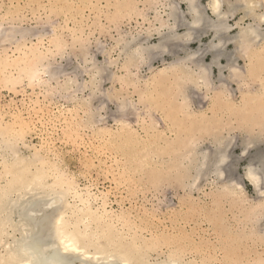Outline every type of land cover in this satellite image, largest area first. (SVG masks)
Here are the masks:
<instances>
[{
	"label": "rangeland",
	"instance_id": "rangeland-1",
	"mask_svg": "<svg viewBox=\"0 0 264 264\" xmlns=\"http://www.w3.org/2000/svg\"><path fill=\"white\" fill-rule=\"evenodd\" d=\"M49 1L51 4H49ZM66 1L68 4L70 3L71 7L67 6ZM71 1L0 0V24L27 29L30 31L29 33H32V31L39 32L45 27L54 26L59 34L58 37L61 39L62 52L64 53L57 54L54 64H60L64 69L66 67L67 72H70L69 69L76 66V62L79 63L84 56V53L80 50V44L85 45L87 51L90 50V52H95L97 46L102 45V48L106 50L105 54L95 53L97 60L92 61L96 63L106 61L108 69L114 74V79L108 80V82L106 80V83L102 84L101 92L99 90L100 93L97 91L95 95L90 93V89H88L84 92H78L77 95L73 93L72 97H68L65 93L58 92L59 88L56 87V84V89L54 87L49 91L40 85L39 87H34L36 85L28 86L26 82L16 84L13 81L15 85L13 82V85L10 83L6 84L9 80L6 79L7 81H5L6 75L3 74L13 72L12 77L17 78L18 74L16 75V72L18 70L3 69L4 73L0 75V119L2 124H8L12 129L13 127H15L14 129L22 127L23 132L25 130V135L23 134L24 137L22 139L32 147L30 151L24 152L26 154L32 153L35 148L41 150L39 153L44 159L48 160V164L51 162L56 164L61 170H65L67 177L74 178L80 189L87 190L92 194L93 200H95L93 202L95 208L101 207V204L105 202L107 209L114 216L120 215L126 220L122 219L123 222L131 223V227L128 224L129 228H126L129 233L132 232V235L140 236L141 240L147 243L156 241L157 245L153 243L156 245V248L152 251L153 254L150 252L151 262L164 258L170 251L176 249L180 251L181 257L184 255L182 259L187 263L196 260L198 263L196 261L195 263L197 264H264V249H262L264 244L260 241L251 240L246 234L260 227V224L256 223V219L254 220L256 227L254 225L251 226L250 221L245 222V216H247L248 212L252 213L251 206L245 211L240 206L241 202L231 201L230 197L219 193L220 190L218 189H222L224 184L221 180L222 184L219 183L216 175H212V177L204 180L205 182L203 181L201 184L199 183L200 187L198 190L190 189L186 184L181 186L173 179L160 178L159 181L154 182L155 178L144 177L145 172L143 174V171L129 169L126 156L120 148L122 141L126 145H135L137 151L143 146L149 147L151 145L152 154L148 164H150L151 169L156 171L163 170L162 168L166 165L165 162L170 157L168 155H157V151L164 150V148H161V141L163 142L165 137L171 138L176 134V128L173 127L174 119L178 118V120L176 119L178 123L185 120V118H181V113V115L178 114L177 116L175 111L169 112L167 110L168 103L164 102L167 101L165 96L164 98L160 97L159 101L156 102L158 91H156L155 84L152 82V73L158 71V69H163L175 57L165 54L163 57L156 58L153 62L146 60L144 63H138V65L127 62V57L123 51L124 48L120 47V42L131 40V36L132 38H139L138 43L144 47H149V45L151 46L150 48L156 47L159 43L157 31L161 28V22L163 23L164 19H168V5L172 0L170 2L169 0ZM207 2L208 0H199L202 6H205ZM181 7L186 11L184 4H181ZM258 12L261 11L258 10ZM159 16L161 17L160 19H158ZM244 16V11L239 9L232 16L233 18H229V24L234 26L229 34L230 37L238 34L237 23L243 26L252 23L250 17ZM179 30L184 31L183 28ZM139 35H141V38ZM75 36L82 37V43ZM46 37L50 39L49 36ZM147 38L148 40H146ZM49 39L44 38L43 48H52L53 45L49 42ZM211 40V34L203 35L200 40L190 44L189 47L192 52H198V55L202 56V61L206 67L211 65L212 57L202 53L207 51L206 48L210 45L209 42ZM19 42H25L27 46L39 45L37 37H27ZM259 47L257 50L264 49V44ZM235 48V42L233 44L232 42L228 43L224 48V52L227 56L229 53L232 54L233 61L235 58L234 63L231 62L234 64L233 67H238V69L241 67L239 70L244 71L247 61L239 58L238 55L235 56ZM13 49L14 46L9 43L0 47V56H5V54L7 57L18 55L13 53L15 50ZM178 54L183 55L184 52L181 51ZM226 66H229L227 57L221 58L216 66H212V77L217 86L221 70L225 69L223 75L228 77V68ZM1 76L4 79H1ZM81 78L83 79V77ZM65 79L66 77L62 76L59 79L60 83ZM1 80H4L5 84ZM225 81V87L229 88L230 91L227 88L228 91L225 90L233 103H240L243 94L245 96L247 94L250 95L252 92L254 93L255 88L259 84V81L252 82L248 80L240 82V84L232 82L229 85V81L227 79ZM171 84L169 83L168 85ZM171 86L173 87V84ZM54 89L55 91H53ZM50 91L53 93H49ZM160 91L162 92L163 90ZM213 92L204 90L200 92L201 95H198L199 97L193 98L191 109H194L193 111L196 113H206L208 117L213 116V111L216 110L213 107V99L215 97V92ZM172 93H174V89ZM64 94L66 96H63ZM100 94L105 98L103 96L102 98L99 97ZM96 95H98L97 98H95ZM73 96L75 97L73 98ZM83 99H88L89 105H85ZM124 101L127 104H132L134 109L140 110L137 112L134 110V112L133 108L129 109L127 107L122 115L118 112V105L124 106L126 104ZM123 103L125 104L123 105ZM152 106L154 109H150ZM73 109L77 110V112L72 111ZM148 111L151 114L147 113ZM16 114L18 118H15ZM172 114L177 117L172 116ZM76 115L78 118H75ZM93 115L95 121L90 123ZM167 115L173 117V120L170 117L166 119ZM100 117H104L106 120L103 121L104 118L101 119ZM99 118L103 122H100ZM235 118L229 112H221L218 121L212 119L207 123L206 130L203 128L205 124L202 125V128L200 126L197 127L198 130H194L197 133L193 132V135L199 138V146L202 147L212 144V136L216 134L232 138L234 146L229 151L233 166L235 165L234 178L232 177V179L235 181L234 183L239 182V185L245 187V198L248 200V205H251L256 203V192L254 188H251L249 184L243 181L241 176L249 164L259 167L262 164L261 162H263L262 166L264 165V135L256 142L259 143V146L248 147L243 152L240 149V144L243 139H246L249 129H244L245 126L242 125L244 127H241V124L238 126V120ZM261 118H264V116ZM19 121L23 123L24 127ZM17 123L20 125H17ZM124 123H127L129 127L124 126ZM158 124L159 126H157ZM210 124L211 126L209 127ZM183 126L188 127L186 125ZM256 129L253 130V134L251 133V138L259 137V129ZM261 133L264 134V132ZM203 141L204 143H201ZM254 160L258 161L254 162ZM253 162L257 165L253 164ZM122 170H124V177L121 176ZM150 172L152 174L155 173L152 170ZM233 174H229L230 176L225 175L224 178H231ZM125 177H129L132 180L128 181L129 178L126 179ZM261 187H264V179ZM71 201L73 202V199ZM127 218L130 220H127ZM117 219L116 225L120 228L122 224ZM158 252L160 253L158 254ZM187 258L190 260L188 261ZM219 260L221 261L220 263Z\"/></svg>",
	"mask_w": 264,
	"mask_h": 264
},
{
	"label": "bare ground",
	"instance_id": "bare-ground-1",
	"mask_svg": "<svg viewBox=\"0 0 264 264\" xmlns=\"http://www.w3.org/2000/svg\"><path fill=\"white\" fill-rule=\"evenodd\" d=\"M170 1L171 0H169V2ZM49 4H51L50 1ZM69 4L67 2V6ZM181 4L186 6V11L182 9ZM58 5L60 4L58 3ZM69 7L71 6L69 5ZM168 8V19H164V21L166 20L165 23L164 21L163 23L160 21L161 28L159 27L160 30L157 31L159 43L156 47L153 46V48H150V45L149 47H144L138 43L139 38H132V36L130 37L131 40L121 41L120 47L124 48L123 51L127 57V62L133 64H141L146 60H148V62H153L156 58L163 57L165 54L175 57L167 66L164 68L162 67L163 69H158L156 72L152 71V82L155 84L154 87H156V91H158L156 102L159 101L160 97L164 98L165 96L167 101L164 102L168 103L167 110L169 112L175 111L177 116L181 113V118L183 117L185 120L184 122L178 123V118H176L177 120L174 119L173 127L176 128V134L171 138L165 137L163 142L161 141V148H164V150L157 151V155H168L170 157V159L165 162L166 165L162 168L163 170L156 171L155 169H151L150 164H148L152 154L151 145L149 147L143 146L137 151L135 145H126L122 141L120 143V148L126 156L129 169L133 171H143V174L145 172L146 174L144 177L155 178L154 182L159 181L160 178L167 180L173 179L181 186L186 184L190 189L198 190L200 187L199 183L201 184L204 180H208L209 177H212V175H216L219 183L222 182L224 184L222 189H218L220 190L219 193H223L225 196L230 197L231 201L241 202L240 206H242V209L245 211L251 206L250 209L252 213L248 212L247 216H245V222L250 221L249 223L253 226L254 220L256 219V223L260 224V227L246 234H248L247 236L251 238V240L260 241L264 244V187H261V183L263 184L264 179L263 162H261L262 164H260L261 166L259 167L253 166L252 164L247 165L244 174L241 176L246 184L254 188L257 195L256 203L248 205V200L245 198V187L239 185V182L234 183L235 181L232 179L235 166H233L231 153L229 152L234 146L232 138L216 134L212 136V144L210 143L209 146L202 147L199 146V138L193 135L194 130H198L197 127L200 126V128H202V125L205 124L203 128L206 130L207 123L212 119L218 121L221 112H229V114L237 118L238 126L241 124V127L245 126L244 129H249V133L247 132L248 134L245 137L246 139H243L240 144V149L244 152L248 147L259 146V143L256 142L264 135L261 133L264 132V118H261L264 116V49H257L264 44V0H233V2H231V0H208L205 6H202L199 0H172ZM239 9L244 11V17L251 18L252 23L244 26L240 23H237V26L235 24L239 32L237 35H234V37H230L229 34L234 26H231L228 20L230 17L233 18L232 16L235 12H238ZM257 9L261 12H258ZM160 18L159 16L158 19ZM180 28H183L184 31H180ZM29 32L30 31L27 29H19L13 25L4 26L0 24V47L9 43L14 46L15 50L13 49V53L18 54L13 57H7L6 54L5 56H0V75L4 73L3 69L8 70L11 68L18 70L16 72V75L18 74L17 78L12 77L13 72L11 71L9 72H11L12 75L11 73L3 74L6 75L5 81L9 80L6 84H12L13 81H15L16 84L26 82L28 86L36 85L34 87H39L40 85L48 91L54 88L56 84V87L59 88L58 92H63L68 97H72L73 93L77 95L78 92H84L88 89H90V93L95 95L97 91L99 92L100 90L101 92L102 84L104 82L106 83V80L108 82V80L114 79V74L108 69L106 61L102 63H100V61V64L92 61L97 60L95 58V53L105 54L106 50L102 48V45H98L95 52H90V50L87 51L85 45L80 44V50L84 53V56L79 63L76 62L78 65L76 64V66L71 67L69 69L70 72H67L66 67L64 69L61 67L62 65L54 64L57 54L63 53L61 39L58 37L59 34L54 26L45 27V29H41L39 32ZM207 34L212 35V40L209 42L210 45L208 48H206L207 51L202 54H208L212 57V63L209 66L207 64L208 67L204 65L202 56L198 55V52H192L189 49L190 44L200 40L203 35ZM46 36H49L50 39ZM139 36L141 38V35ZM27 37H37V43H39V45L27 46L25 42H19L21 39ZM75 37L82 43V37ZM44 38L49 39V42L53 45L49 44L52 48H43ZM146 40H148V38ZM231 42L232 44L235 42L236 45L235 56L238 55L239 58H243L247 61L245 64L246 68L244 66V71L239 70L241 67H239V69L237 66V68H235V66L233 67L234 64L231 62L234 63L235 58L233 61V55L229 53L227 56L224 52L226 44ZM181 51L184 52L183 55L178 54V52ZM224 57H227L229 62V66H226L228 68H226L228 70V77L223 75L225 69L221 70V76L218 78L219 80L217 82L219 84L217 86L212 77V66H216L221 58ZM63 66L65 65L63 64ZM218 69L220 68L218 67ZM62 76H65L66 79L60 83L61 81H59V79ZM81 77H83V79ZM2 78L4 79L3 76H1V79ZM226 79L229 81V85L232 82L240 84V82H246L248 80L252 82L259 81V84L257 88H255L256 90L254 93L252 92L250 95L247 94L245 96L243 94L240 103H233L226 92L227 89L229 90V88L225 87ZM1 81L5 84L4 80ZM15 82H13L14 85ZM169 83H172L173 87L171 86L172 84L168 85ZM147 87L149 86L147 85ZM55 89L53 91H55ZM173 89L174 93H172ZM160 90L163 91L161 92ZM203 90L215 92L213 107L216 108V110L213 111L212 108L213 116L211 117H208L206 113H196L193 111L194 109H191V103L194 101L193 98L199 97L198 95H201L200 92ZM49 93L53 92L50 91ZM65 94L63 96H66ZM46 96L48 97V95ZM89 96L91 95L89 94ZM97 96L98 95H96L95 98H97ZM102 96L101 94L99 95L101 98ZM74 97L75 96H73V98ZM103 98L105 97L103 96ZM143 101L142 98V102ZM124 102L126 104L123 103V105H125H121L122 108L118 105V112L121 114L124 113L127 107H129V109L133 108L132 104H127L126 101ZM83 103L89 105L90 102L88 99H83ZM75 109L72 111L77 112ZM150 109H154L153 106L152 108L150 107ZM134 110L137 112L140 109L137 110V108H133V111ZM67 111L70 112L69 110ZM78 111L80 112V110ZM147 113L151 114L149 111ZM175 114H172V116H175ZM77 115L75 118H78ZM167 117L173 120V117L167 115L166 119ZM15 118H18L17 114ZM100 118L103 119L104 117ZM101 119L100 122L106 120L105 118L103 121ZM94 121L95 117L93 115L92 119H90V123ZM20 123L23 126V123ZM17 125L20 124L17 123ZM123 125L127 126V123ZM157 126H159V124ZM210 126L211 124L209 127ZM14 128L15 127L12 129V127L6 123L3 125L0 119V264L198 263L196 260L197 263H195L192 259V262H185V260L182 259L184 255L181 257L180 251L176 249L170 251L168 255H164V258L160 259L158 257V261L151 262L150 252L152 253L156 248V241L153 242L156 245L147 243L141 240L142 238L140 236L132 235V232L129 233V230L126 228H129L131 223H126L125 218H122L120 215L114 216L112 212L107 209L105 202L101 204V207L95 208L93 205L95 200H93L94 197L92 194L87 190L80 189L74 178L67 177L65 170H61L56 164H52L51 162L48 164V160L44 159L41 153H39L41 150L35 148L34 152L26 154L24 151H30L32 147L22 139L25 135V130L23 132L22 127H19V129ZM256 128L259 129L260 135L259 137L251 138V133L254 132L253 130H257ZM200 130L202 131V129ZM204 140L206 141L205 138ZM201 143H204V141ZM251 161H253V159H251ZM255 161L258 160H254V162ZM254 162L253 164H256ZM150 170L155 173L152 174ZM249 170H251L252 175L257 177L255 182L249 179ZM123 172L124 170H122L121 176L124 177ZM227 172L233 174L231 178H224L225 175H229ZM238 178L240 179V177ZM130 180L132 179L129 178L128 181ZM71 199H73V202ZM116 218H118V221H121L122 227L119 228L116 225ZM122 219L125 221L123 222ZM127 220L130 219L127 218ZM254 227L256 226L254 225ZM145 238L147 239V237ZM262 249L264 248L262 247ZM159 253L160 252H158V254ZM189 260L190 259H188V261ZM220 262L219 260V263Z\"/></svg>",
	"mask_w": 264,
	"mask_h": 264
},
{
	"label": "snow or ice",
	"instance_id": "snow-or-ice-1",
	"mask_svg": "<svg viewBox=\"0 0 264 264\" xmlns=\"http://www.w3.org/2000/svg\"><path fill=\"white\" fill-rule=\"evenodd\" d=\"M249 179L255 182L257 180V177L251 174V170H249Z\"/></svg>",
	"mask_w": 264,
	"mask_h": 264
}]
</instances>
